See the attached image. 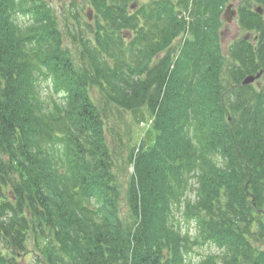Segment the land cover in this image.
Segmentation results:
<instances>
[{"label": "trees", "instance_id": "obj_1", "mask_svg": "<svg viewBox=\"0 0 264 264\" xmlns=\"http://www.w3.org/2000/svg\"><path fill=\"white\" fill-rule=\"evenodd\" d=\"M229 1L0 0V264H264V0L225 51Z\"/></svg>", "mask_w": 264, "mask_h": 264}, {"label": "rangeland", "instance_id": "obj_2", "mask_svg": "<svg viewBox=\"0 0 264 264\" xmlns=\"http://www.w3.org/2000/svg\"><path fill=\"white\" fill-rule=\"evenodd\" d=\"M70 0H50L51 5L56 9L57 11V15L59 17V21H60V27L63 29L66 25V18H67V12L65 11L64 5L65 2H68ZM139 3H143L145 1L148 0H137ZM243 1V3L247 0H230V2L233 4L234 8H238L239 3ZM79 2H83V1H79ZM257 4V3H253ZM83 8L84 9H80V7L78 6V8L80 9L79 11V17H81V20L84 21V19H86V17L88 16V12L89 11V6L88 3H83ZM92 15V21L94 20V15L93 12H91ZM71 21H74L72 19V17L70 16ZM238 18H235L234 21L230 22V23H224L223 26V30H222V43H223V48L226 51L227 47L231 44V42L233 41V39L238 38V37H244L247 34H250L249 37L252 38L255 36V32H248V30H244L241 29L239 24H238ZM178 42L180 41V39L177 40ZM68 44H70V42L68 41ZM71 46V45H70ZM260 82H263V79L259 80ZM42 91L44 93V95H47L49 92H51V88L49 86V82L45 81L42 87ZM93 94H97V92L95 91ZM124 117L126 118V120L128 121V123L130 124V128H131V135H132V140H133V145H139L141 144V141L143 142V145L148 147V146H152L155 142V131L153 130L151 123H150V118L148 116V114L144 111L141 110H136L134 113L131 112H123ZM115 120V121H114ZM114 122H116L117 124H120L121 122V117L119 116V114H117L116 116H114L113 119ZM125 138H127L125 136ZM124 170V171H123ZM133 170L132 167H130L128 164L124 166V169L122 168V172L126 173V171L131 172ZM121 172V173H122ZM128 174H125L123 178L127 179ZM180 214V213H179ZM195 234V229H194V225L191 224V235ZM1 244V242H0ZM28 247L30 249L28 255L24 258H22L20 260V264H35V260H36V255L39 252L36 244L34 242V237L31 235V238L28 242ZM193 258L196 260L200 257L199 254L201 253H207L209 251L214 250V248L209 247L208 245L205 246H193Z\"/></svg>", "mask_w": 264, "mask_h": 264}, {"label": "water", "instance_id": "obj_3", "mask_svg": "<svg viewBox=\"0 0 264 264\" xmlns=\"http://www.w3.org/2000/svg\"><path fill=\"white\" fill-rule=\"evenodd\" d=\"M256 11L262 13L263 9L262 7H256ZM237 15V11L232 8V4H230L224 14V18L227 22L233 21V18ZM261 76V73L257 75H249L243 80V84H250L253 83L257 78Z\"/></svg>", "mask_w": 264, "mask_h": 264}, {"label": "flooded vegetation", "instance_id": "obj_4", "mask_svg": "<svg viewBox=\"0 0 264 264\" xmlns=\"http://www.w3.org/2000/svg\"><path fill=\"white\" fill-rule=\"evenodd\" d=\"M262 15H264V12L262 13ZM250 35V34H249ZM249 35H247L248 37H249ZM249 40H253V41H256L257 40V35L255 34V36L254 37H252V38H249ZM261 79H264V73H263V76H262V78Z\"/></svg>", "mask_w": 264, "mask_h": 264}]
</instances>
